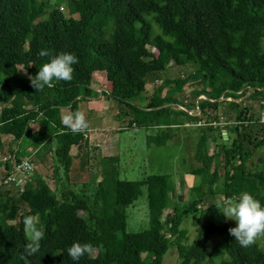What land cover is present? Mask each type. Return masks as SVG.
Wrapping results in <instances>:
<instances>
[{
	"label": "trees",
	"instance_id": "trees-1",
	"mask_svg": "<svg viewBox=\"0 0 264 264\" xmlns=\"http://www.w3.org/2000/svg\"><path fill=\"white\" fill-rule=\"evenodd\" d=\"M41 50L50 56L73 53L77 63L72 79L35 89L31 77L49 59L39 55ZM169 61L175 67H191L185 80L201 85L193 94L205 98L192 103L195 115L191 105L171 92L161 101L146 97L147 79L164 71ZM19 67L29 77L22 76ZM95 72H106L111 80L110 89L101 94L117 108L123 105L138 115L139 126L169 130L176 125L164 121L170 116L174 121L184 115L192 124L204 118L193 153L197 166L189 171L195 197L176 205L169 174L137 181L104 178L92 187L82 184L77 191L73 185H60L59 195L52 194L42 174L51 169L58 182L61 168L69 179L70 150L81 145L84 135L67 126L57 129L50 118L99 95L92 87ZM170 83L174 81L162 87ZM226 100L234 107L241 101L244 108L236 111L235 124L219 125L208 111ZM247 100H264V0H0V105L6 104L0 111V135H10L14 142L30 139L28 151H20L23 144L8 151L17 160L29 156L38 167L22 192L0 185V264H161L172 238L178 264H264L257 242L241 247L226 222L197 228L191 244L180 228L186 215L195 221L204 218L203 212L197 213L207 196L220 194L224 200L248 191L264 205L260 128ZM167 104L186 111L172 110L162 120L166 108L161 106ZM33 121L39 125L35 132ZM172 137L166 131L148 136L146 143L161 146ZM255 154L259 157L252 162ZM47 157L52 163L46 165ZM11 166V161L0 160V180ZM141 186L147 190L149 226L129 233L125 208L138 198ZM167 208L171 212L164 215ZM25 217H32L33 226L42 232V239L33 244L34 253L26 247L32 241ZM213 235L220 240L207 254ZM73 242L91 246L75 262L67 254Z\"/></svg>",
	"mask_w": 264,
	"mask_h": 264
},
{
	"label": "rangeland",
	"instance_id": "rangeland-1",
	"mask_svg": "<svg viewBox=\"0 0 264 264\" xmlns=\"http://www.w3.org/2000/svg\"><path fill=\"white\" fill-rule=\"evenodd\" d=\"M60 8H64V2L61 3ZM191 67H175L172 66V62L169 61L164 71L157 73L155 76L147 79V93L146 97H155L157 101H161L164 95L176 97L178 101H182L185 104L191 105V114L194 113V106L192 103L200 101L205 98L204 96L196 97L195 91L201 90V85L197 81H189L186 79V74L191 71ZM19 72L22 76L29 77L25 74V70L19 67ZM27 75V76H26ZM93 87H102L105 90H109L111 86V80L107 76L106 72H95L93 74ZM182 80V81H179ZM166 81H174V83L166 84L162 87ZM158 88H162V92H158ZM97 98V97H96ZM228 100L221 103L215 111L209 110L208 114L215 116V121L233 122L235 120L236 111H240L244 108V103L241 105V101H237L239 105L234 107L228 105ZM251 100H247L246 104H251V112L254 118L258 117L257 103H253ZM145 102L139 105H144ZM79 105H88L86 102H80ZM166 108L161 116L163 120L167 115H171L172 110H183V107L175 106L174 104H167L161 106ZM61 122L58 123L57 129L61 126H66L62 123V117L71 112L68 109H61ZM84 113L87 126L90 128L89 131H97L101 137V142L104 140V145L107 146L106 151L104 148H95L94 150L84 149L83 152L76 148L72 150V153H83L82 157L76 158L74 172L69 176V179L63 176V170H59V179L56 182L53 178L51 169H47L45 174L46 182L51 187L52 194L56 193L59 195V189L61 186L68 188L69 185H73V188L77 191L83 183H87V178L90 170L91 172H98L99 169H104L102 172L103 178L106 180L118 179L121 181H137L142 180L149 175H164L169 174L172 178V182L175 186V192L171 199L176 202V205L182 206L188 200L195 197V193L191 191V187L196 184L192 175L189 174L193 168L197 166L194 161L193 153L200 136V127L186 126L185 124H192L188 121L187 117L180 115L171 121V116L164 119L166 122H173L174 125L169 130L160 129H148L138 125L139 116L134 117V113L128 110V107L119 105L112 99H107L104 96L101 99V106L95 104L92 112H86L85 109L81 110ZM207 115V114H205ZM222 116L223 120H219V116ZM220 116V117H221ZM204 118L200 121H203ZM205 121V120H204ZM61 125V126H60ZM258 126V125H257ZM169 131L172 134V139L166 142L164 145H147L148 136L161 135ZM95 132H92L95 134ZM88 133V132H87ZM258 137V135H257ZM226 139V137H224ZM10 140H4V149L1 152H5L7 148V142ZM207 146L211 150L212 140L210 134H208ZM51 150L54 151L56 147V141L54 138L50 144ZM25 149H21L23 152ZM82 150V149H81ZM26 152V151H25ZM258 152V151H257ZM256 152V153H257ZM10 153V152H9ZM95 153H100V157L97 158ZM260 153V151L258 152ZM7 154V152H6ZM47 154L53 157V152ZM88 156L90 159L85 158ZM106 156V157H105ZM259 157L255 154L252 162H256ZM99 159V160H98ZM91 161V163L89 162ZM49 164V161H48ZM55 164V163H54ZM264 164V163H263ZM262 166L264 167V165ZM36 165H33V167ZM52 170H56V166L52 165ZM34 167V171L35 168ZM262 167V168H263ZM178 183V185H177ZM61 185V186H60ZM92 187L93 185H87ZM207 186H204L201 191L206 190ZM194 194V195H193ZM207 200L201 204L197 215H201L203 212L204 218L198 221L192 219L190 215H186L180 228L187 232V243L191 244L196 236V229L205 226L209 223L226 222L231 227L235 226V222L232 220H226L222 214H220L215 206L223 201L222 195L207 196ZM171 209L167 208L164 210V215L170 213ZM125 230L129 233H137L146 230L149 226V213L147 204V190L145 186H141L140 195L138 198L129 206L125 208ZM163 215V216H164ZM36 222V219L33 220ZM29 235V230L27 229ZM220 240L218 235H213L209 238L207 254L211 252V247L214 246ZM255 241L261 250L264 251V237L263 235L258 236ZM161 264H178V257L175 247V239H171V244L162 258Z\"/></svg>",
	"mask_w": 264,
	"mask_h": 264
},
{
	"label": "clouds",
	"instance_id": "clouds-1",
	"mask_svg": "<svg viewBox=\"0 0 264 264\" xmlns=\"http://www.w3.org/2000/svg\"><path fill=\"white\" fill-rule=\"evenodd\" d=\"M39 55L48 56L49 59L40 66L36 75L31 77V84L35 89H42L50 85L53 80L72 79L73 65L77 63V57L73 53L60 52L50 56L47 50H41ZM62 123L72 132L82 131L87 127L84 113L80 111L64 115ZM215 207L226 220L235 222V226L228 231L241 247L251 245L258 236L264 235V205L250 192L241 191L224 199ZM24 224L29 230L32 241L26 247L30 253H34L36 248L33 244L42 239V232L33 226L32 217H25ZM90 248L89 244L73 242L67 248V254L75 262L89 252Z\"/></svg>",
	"mask_w": 264,
	"mask_h": 264
},
{
	"label": "crops",
	"instance_id": "crops-1",
	"mask_svg": "<svg viewBox=\"0 0 264 264\" xmlns=\"http://www.w3.org/2000/svg\"><path fill=\"white\" fill-rule=\"evenodd\" d=\"M25 74H27L26 72H25ZM27 76V75H26ZM94 84H97V83H95V82H93V84H92V87H93V85ZM94 88V90L96 91V92H98L99 93V95L97 96V98L95 97V98H93V99H89V100H87L86 101V103L88 104V105H76V107H75V109H74V111H71L70 109H68L71 113L72 112H76V111H80L81 112V110H83V109H85L86 110V112H92L93 111V106L95 105V104H97V105H99V106H101V99L104 97L101 93L104 91V92H106L107 90H105V89H103L102 87H93ZM6 105V104H5ZM4 104L3 105H0V111H1V109H2V107L3 106H5ZM36 109V108H35ZM61 111L62 110H60L59 112H58V114L57 115H54L52 118H50V123H52V125L54 126V127H57V125H58V123H60L61 122ZM61 126V125H60ZM30 127L32 128V131L33 132H35L37 129H39V125L36 123V122H31L30 123ZM68 127V126H67ZM89 127L87 126L84 130H82V131H80V132H82L83 133V135H84V141L81 143V145L79 146V147H77V146H73L72 148H71V150H70V155L73 157V160H72V163H71V166H70V168H69V172H68V177L70 176V174L72 173V172H74L73 170H74V168H75V166H76V164H75V161H76V158H78L79 156L80 157H82V154L81 153H79V154H77L78 152H76V153H72V150L73 149H77V150H80V151H82L83 152V150L84 149H86L87 150V148H88V150H94L95 148H104V152L106 151V149H107V146H105L104 145V140H103V142H101V137H100V135L97 133V131L95 132V131H89ZM221 131H224L225 132V130H223V129H221ZM88 132V133H87ZM92 132H95V134H93ZM225 135V134H224ZM224 137H226V136H224ZM52 138H53V136L51 137V140H52ZM5 139H7V140H10V141H8L7 142V148L5 149L6 151L5 152H3L2 154H1V152L3 151V149H4V146H3V144H4V140ZM23 144V146H24V148L26 149L25 151H28L29 149H30V147H31V145L32 144H30V139H28L27 141H25V142H23V140H19L18 142H14L13 141V138L10 136V135H0V160H1V158L4 156V155H6V152H7V154L9 153V151H8V148L9 147H11L12 149L13 148H19V146H21ZM51 144V143H50ZM82 149V150H81ZM95 156L97 157V158H99L100 157V153H95ZM106 157V156H105ZM85 158H87V159H90L88 156H85ZM32 159H33V157H32ZM35 160V159H34ZM47 160L50 162V163H52V161H51V159L49 158V157H47ZM99 160V159H98ZM45 161V160H44ZM48 161H45V163H46V165L48 164ZM89 162L91 163V161L89 160ZM33 163V162H32ZM33 165H36V169H35V172H37V164L36 163H33ZM74 167V168H73ZM104 171V169L102 170V169H99V171L96 173V172H91L90 170L88 171L89 173H87V175H88V178H87V183H83V184H86V185H96L97 183H99L102 179H104L103 178V174H102V172ZM43 174H45V173H43ZM43 179H45V181H46V177L45 176H43ZM47 183V182H46ZM47 185H48V183H47ZM177 185H178V183H177Z\"/></svg>",
	"mask_w": 264,
	"mask_h": 264
},
{
	"label": "built area",
	"instance_id": "built-area-1",
	"mask_svg": "<svg viewBox=\"0 0 264 264\" xmlns=\"http://www.w3.org/2000/svg\"><path fill=\"white\" fill-rule=\"evenodd\" d=\"M230 100V99H229ZM257 110H258V117H257V124L259 126V133L258 139L262 141V160L264 163V100H259L257 102ZM223 120L222 116L219 120ZM228 124H235L236 122H227ZM215 125L216 123H212ZM219 125L226 124L223 121L218 123ZM186 126H193V127H200L204 126L205 123L203 121H197L195 124H185ZM217 125V124H216ZM224 130V129H223ZM2 162L6 163L11 161L12 166L11 170L5 172V176L0 180V185H12L19 192H22L25 186L28 183L32 182L34 176V167L33 163L31 162V158L29 156H24L17 160L12 154L8 153L1 158Z\"/></svg>",
	"mask_w": 264,
	"mask_h": 264
},
{
	"label": "water",
	"instance_id": "water-1",
	"mask_svg": "<svg viewBox=\"0 0 264 264\" xmlns=\"http://www.w3.org/2000/svg\"><path fill=\"white\" fill-rule=\"evenodd\" d=\"M222 133H223V136H225V135H224V134H225L224 131H222Z\"/></svg>",
	"mask_w": 264,
	"mask_h": 264
}]
</instances>
